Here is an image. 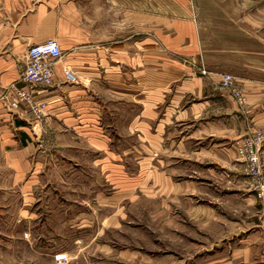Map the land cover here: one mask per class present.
<instances>
[{
    "label": "crops",
    "instance_id": "0c3cea01",
    "mask_svg": "<svg viewBox=\"0 0 264 264\" xmlns=\"http://www.w3.org/2000/svg\"><path fill=\"white\" fill-rule=\"evenodd\" d=\"M192 3L201 13L196 34L188 36ZM234 3L0 0V233L8 221L29 223L44 189L53 188L54 167L79 152L98 154L102 164L119 158L110 149L115 139L136 131L146 134V158L152 153L154 165L166 166L154 172V181L192 186L186 194L189 250L179 264H264V203L251 191L236 149L244 136L264 134V10L254 19L235 12ZM156 20L175 27L163 42L178 58L158 67ZM49 37L62 56L52 66L51 85L33 90L46 102L43 114L23 104L10 108V85L25 86L20 76L27 48ZM140 54L146 56L140 60ZM64 67L74 81L65 79ZM225 73L234 77L230 87L222 86ZM111 114L114 132L103 123ZM261 162L264 171V143ZM187 171L194 179L179 177ZM208 192L209 204H200Z\"/></svg>",
    "mask_w": 264,
    "mask_h": 264
},
{
    "label": "rangeland",
    "instance_id": "374dc122",
    "mask_svg": "<svg viewBox=\"0 0 264 264\" xmlns=\"http://www.w3.org/2000/svg\"><path fill=\"white\" fill-rule=\"evenodd\" d=\"M236 2L235 12L254 19L262 16V0ZM227 7L226 3L222 6ZM188 11L190 19L184 29L192 36L200 6L188 4ZM174 29L166 21H155L156 67L167 58L178 59L177 54L164 51V35ZM112 115L103 123L114 132ZM139 133L124 130L123 138L115 139L117 145L110 149L119 153V158L102 164L95 156L98 154L90 152L87 157L79 152L73 160L54 167L48 182L53 188L44 189L39 209L29 223L8 221L2 228L0 264H179L189 250L186 209L190 196L186 194L192 186L169 188L162 180L154 181V172L161 173L166 166L154 165L152 153L146 158V141L142 139L146 134ZM179 174L180 178L194 177L191 171ZM210 199L208 192L199 203L209 204ZM192 200L196 202V198Z\"/></svg>",
    "mask_w": 264,
    "mask_h": 264
},
{
    "label": "built area",
    "instance_id": "2783aa9c",
    "mask_svg": "<svg viewBox=\"0 0 264 264\" xmlns=\"http://www.w3.org/2000/svg\"><path fill=\"white\" fill-rule=\"evenodd\" d=\"M62 50L57 39L49 37L42 42L31 44L26 50V62L20 76V81L25 84L19 87L11 84L9 89L15 93V99L9 102V107L20 110L21 104L28 112L40 117L46 108L44 100H37L33 90L37 86H49L52 83V66L56 60L61 58ZM202 75L207 74V69L199 68ZM63 74L67 81L75 80L73 73L67 67L63 68ZM222 86L230 87L234 83V77L225 73L221 79ZM236 100L243 102L239 91H235ZM5 98V97H4ZM264 143V134L255 132L241 138L236 149L244 162V173L248 176V183L256 198L264 202V171L261 162V149Z\"/></svg>",
    "mask_w": 264,
    "mask_h": 264
}]
</instances>
